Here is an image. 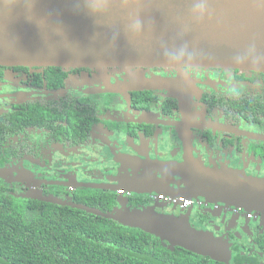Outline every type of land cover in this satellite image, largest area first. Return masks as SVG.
<instances>
[{
	"label": "flooded vegetation",
	"instance_id": "obj_1",
	"mask_svg": "<svg viewBox=\"0 0 264 264\" xmlns=\"http://www.w3.org/2000/svg\"><path fill=\"white\" fill-rule=\"evenodd\" d=\"M186 162L264 178V73L0 66L5 203L166 205L227 242L230 264H264L263 214L203 200L171 206L184 184L164 166Z\"/></svg>",
	"mask_w": 264,
	"mask_h": 264
},
{
	"label": "water",
	"instance_id": "obj_2",
	"mask_svg": "<svg viewBox=\"0 0 264 264\" xmlns=\"http://www.w3.org/2000/svg\"><path fill=\"white\" fill-rule=\"evenodd\" d=\"M0 66L216 67L264 73V0H0ZM164 167L182 180L181 198L264 215V178L197 162ZM47 201L140 229L171 249L224 264L232 260L229 244L192 227L188 212L166 214V205L130 209L121 203L103 214Z\"/></svg>",
	"mask_w": 264,
	"mask_h": 264
},
{
	"label": "trees",
	"instance_id": "obj_3",
	"mask_svg": "<svg viewBox=\"0 0 264 264\" xmlns=\"http://www.w3.org/2000/svg\"><path fill=\"white\" fill-rule=\"evenodd\" d=\"M5 200L0 192V264H224L69 206Z\"/></svg>",
	"mask_w": 264,
	"mask_h": 264
},
{
	"label": "built area",
	"instance_id": "obj_4",
	"mask_svg": "<svg viewBox=\"0 0 264 264\" xmlns=\"http://www.w3.org/2000/svg\"><path fill=\"white\" fill-rule=\"evenodd\" d=\"M120 193H123V192H120ZM181 199V198H180ZM180 199L178 200V199H174L173 200V202H174V204H178V203H183V204H181L182 205V207L183 208H185V209H187L188 207H190L191 206V201L192 200H188V199H181V201H180ZM160 200H163V198L161 197V199ZM172 204V203H171Z\"/></svg>",
	"mask_w": 264,
	"mask_h": 264
},
{
	"label": "snow or ice",
	"instance_id": "obj_5",
	"mask_svg": "<svg viewBox=\"0 0 264 264\" xmlns=\"http://www.w3.org/2000/svg\"><path fill=\"white\" fill-rule=\"evenodd\" d=\"M95 2H96L97 4H100V3H102V0H95Z\"/></svg>",
	"mask_w": 264,
	"mask_h": 264
}]
</instances>
